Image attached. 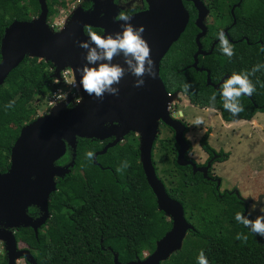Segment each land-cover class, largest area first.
I'll return each instance as SVG.
<instances>
[{"label":"trees","instance_id":"trees-1","mask_svg":"<svg viewBox=\"0 0 264 264\" xmlns=\"http://www.w3.org/2000/svg\"><path fill=\"white\" fill-rule=\"evenodd\" d=\"M46 2L49 16L56 12V5L65 6L63 0ZM232 2H238L234 7L236 20L228 29L235 54L231 58L225 56L218 41L209 55L198 56V67L209 70L213 83L224 74L250 71L256 64H264V0H216L211 9L224 18ZM185 8L189 13L185 30L160 61L159 76L166 90L184 94L194 106L219 110L226 122L250 120L264 112V69L250 76L256 91L251 97L240 98L244 111L233 116L223 108L219 87L206 85V72L191 67L198 29L193 22V6L185 2ZM25 9L19 0H0V43L4 30L15 18L28 19ZM33 11L38 12V4L33 5ZM217 32L218 27L209 26L200 40L203 50L210 48ZM52 72L50 62L25 57L0 85V173L10 165L11 148L21 127L37 117V108L31 104L33 97L42 101L52 92ZM185 82L192 85L187 92L183 90ZM214 93L213 106L210 97ZM13 100L14 106L6 110L5 105ZM130 135L98 154L96 163L86 157V152L101 150L105 140L77 138L76 148L68 147L57 160L61 166L73 162L68 173L55 178L56 190L48 201L49 217L36 234L24 227L15 235L17 241L28 245L36 264H114L115 253L124 264L142 259L144 252L151 253L156 241L170 229L171 221L158 209L139 162L138 140ZM207 138L205 132L199 144L212 154L215 150ZM176 148L173 134L163 139L156 137V154L163 164L159 168L156 160V174L168 195L182 203L193 229L187 232L181 249L160 264H197L201 250L209 264H264V240L235 219L237 212L248 215L244 200L234 193L219 195L214 184L200 173L192 174L189 166H179L175 161ZM227 156L219 154L218 160L224 161ZM124 161L129 166L117 173ZM28 213L39 214L36 207H30ZM238 233L246 235L247 241L238 240ZM1 260L6 264L2 256Z\"/></svg>","mask_w":264,"mask_h":264},{"label":"water","instance_id":"water-1","mask_svg":"<svg viewBox=\"0 0 264 264\" xmlns=\"http://www.w3.org/2000/svg\"><path fill=\"white\" fill-rule=\"evenodd\" d=\"M96 4L100 0H94ZM110 2L111 0H105ZM147 10L133 13V26L143 24V36L151 48V56L155 63L157 76L155 79L145 76V85L133 87L135 77L126 73L121 80L119 95L105 94L104 99L97 100L89 96L80 86V73L76 69L82 66L84 49L77 41L88 40L83 31L84 25L103 29L101 35L121 30L122 21H110V15L99 18V9L84 12L80 7L73 10L65 26L54 30L47 22L48 7L45 0H38L40 12L29 21H13L4 31L0 43V85L11 70L16 68L25 57H35L50 62L53 68L52 78L60 80V72L70 68L79 85L81 98L73 102L70 97L52 106L47 114L36 117L21 127L10 154V165L0 173V241L4 243L6 264H16L17 259L24 258L28 264H36V259L27 248H19L12 228L24 225L31 227L35 234L47 218L50 194L56 190V176L69 172V166L58 165L67 151L74 150L77 138L104 140L113 137L101 150L94 153L103 154L108 148L121 142L130 132L139 135V162L147 184L152 190L159 210L171 221L170 229L156 241L155 249L142 259L124 264H160L173 252L181 249L183 240L193 226L186 220L183 205L170 197L164 183L157 176L152 160V150L158 134L159 123L162 122L174 131L178 145L177 164L190 165L193 172H202L206 176L209 163L205 167H197L185 158L189 147L184 133L186 126L178 118L182 111L170 113L169 103L178 99V91L169 93L159 76L160 61L170 46L180 37L189 21V13L184 1L193 3L197 10L195 25L199 32L195 35L197 50L193 54L191 67L206 72V85L215 89L229 75L213 83L207 68L198 67V56L209 55L217 39L206 51L202 49L200 39L208 31L204 23L208 9L200 0H145ZM240 2V1H239ZM228 37L227 29L223 30ZM113 63L123 64L122 56L114 57ZM70 105V107H68ZM218 183V182H217ZM250 199L244 200L246 204ZM37 206L41 216L33 219L27 214V207ZM9 228H4L2 226ZM114 264H122L114 254Z\"/></svg>","mask_w":264,"mask_h":264},{"label":"clouds","instance_id":"clouds-1","mask_svg":"<svg viewBox=\"0 0 264 264\" xmlns=\"http://www.w3.org/2000/svg\"><path fill=\"white\" fill-rule=\"evenodd\" d=\"M123 4H128L135 8L139 0H122ZM102 15V13H101ZM114 21H122L120 25L121 30L114 33L101 35L94 31L93 26L84 25L83 31L88 37V40H80L76 43L81 49L86 50L84 60L86 61L82 66L76 69L80 73L79 84L83 90L89 95L95 97L97 100H103L105 94L118 96L121 80L126 73H130L135 77L133 87L140 88L145 85V76L155 79L157 76L155 63L151 56V48L145 40L143 33L145 27L143 24L133 26L130 22L132 15L126 11H120L114 16ZM217 37L219 40L220 51L227 57L231 58L234 52V46L230 43L227 35L223 30L218 31ZM264 51V48H262ZM122 56L123 64L113 63L114 57ZM264 69V64H256L250 71L233 72L219 85V94L222 97L223 108L230 112L233 116H238L244 111L243 105L240 103L242 96L251 97L256 91L255 85L252 83L250 76L255 75L256 72ZM54 83L59 84V80H54ZM68 83L76 86V81L71 80ZM191 83L185 82L183 90L187 92L191 89ZM59 100H66L67 94L57 97ZM216 95L215 93L210 97V103L214 106ZM15 101H10L5 105V109L12 108ZM70 107V105H68ZM203 123L201 117H196L193 121L194 126H200ZM86 157L91 160L94 157L92 151L86 152ZM129 166L127 161H124L121 167L117 168V173L122 172ZM256 208H264V200L255 201V208L249 209L248 215L237 212L235 219L249 228L252 233L264 237V215H257L254 219L249 217L252 211ZM238 240L247 241V236L244 234H237ZM197 264H209L207 257L203 250L199 252L197 257Z\"/></svg>","mask_w":264,"mask_h":264},{"label":"rangeland","instance_id":"rangeland-1","mask_svg":"<svg viewBox=\"0 0 264 264\" xmlns=\"http://www.w3.org/2000/svg\"><path fill=\"white\" fill-rule=\"evenodd\" d=\"M67 2V6L61 9L58 14L49 16L50 23H52V19L56 23V21L64 18L74 3L72 0H67ZM24 6L28 14L31 11L33 12L31 2H25ZM14 7V11H16V6ZM31 104L37 108V117L46 114L48 111L45 101H40L35 96ZM169 105L171 106L170 111L173 109L183 112L185 122L188 125L186 136L193 147L191 153L196 158L202 156L200 158L202 159L205 156L199 144L200 136L205 132L208 134L207 141L214 150L222 148L228 154L226 160L220 163L216 162L212 167L214 173L220 176L222 180L221 189L224 187L230 189L235 185L234 191L238 192L240 198L243 200L250 199L245 204L247 212L249 209L255 208V201L264 200V112H258L252 118L253 122L234 121L228 123L221 118L219 110L194 106L180 92L178 93V99L171 101ZM196 117H201L203 120V123L198 127L193 125ZM169 136H171V131L168 128L160 127L158 129L157 137L159 139ZM156 160L158 167L162 168L163 164L160 163L157 154ZM257 215H264V208H256L255 211H252L251 218L254 219ZM165 217L169 219L166 215ZM261 239L264 240V237H261ZM19 245L22 247L24 243L19 242ZM4 254V246L0 241V256L3 259ZM145 255H147L146 252H144ZM0 264H3L2 260ZM16 264H25V262L22 258H19Z\"/></svg>","mask_w":264,"mask_h":264},{"label":"flooded vegetation","instance_id":"flooded-vegetation-1","mask_svg":"<svg viewBox=\"0 0 264 264\" xmlns=\"http://www.w3.org/2000/svg\"><path fill=\"white\" fill-rule=\"evenodd\" d=\"M20 1V4L21 5H25V2H31L32 4V8H33V5L36 3L38 4V12L35 14V12L33 13L32 11L28 14V19H23V20H19V21H29V20H32L34 19L35 17H37L39 15V12H40V6H39V3H38V0H19ZM46 1V0H45ZM65 2V6H59V7H54V9H56V12L54 13L55 15L58 14V12L61 10V9H64L66 6H67V0H63ZM74 1V3L71 5L70 9L67 11L66 15L64 16V18H61V20L59 21H56L58 22V24H55L53 22V19H52V23L49 22V9H48V16H47V22L50 24V26H52V28L54 30H60L62 29L65 24L67 23L68 19L70 18V16L72 15V12L74 9H76L77 7H80L84 12H90L92 10L95 9V7H97V9H99V18H101L104 14H111L110 15V21H113L114 19V16H116L118 14V12L120 11H126L128 12L130 15L133 14V13H137V12H140V11H144V10H147L148 8V5H147V2L145 0H139V3L137 4V6L135 8H132L130 7L128 4H123L122 3V0H111L110 2H107L105 0H100V3L99 4H96V2L94 0H72ZM205 6L206 8L208 9V13L205 17V20H204V23L205 25L207 26V28H209V26L211 25H214L216 27H218V31L220 30H224V29H227V34H228V29L231 27V25L234 24L236 18H235V14H234V7H236L237 3L238 2H232L229 4V11H228V15L224 18L222 17H219L218 15H216L213 11H212V6L214 5V2L216 0H200ZM185 2H187V4H190L191 6H193L194 10H195V17L193 19V22L195 24V19L197 17V10L196 8L194 7L193 3L190 2V1H184V6H185ZM47 3V2H46ZM20 8H22L21 6H19ZM48 7V5H47ZM33 10V9H32ZM102 13V15H101ZM53 15V14H52ZM51 15V16H52ZM15 20H18V19H14L13 21ZM12 21V22H13ZM51 21V20H50ZM11 22V23H12ZM10 23V24H11ZM196 26V25H195ZM93 29H95V31L99 34H101L103 32V29L102 28H99V27H93ZM198 29V28H197ZM5 31V30H4ZM198 32H199V29H198ZM208 32V31H207ZM218 33V32H217ZM207 34V33H206ZM203 38V37H202ZM201 38V39H202ZM229 40H231L229 38V35L227 37ZM200 39V40H201ZM217 39V35L215 37V39H213L211 41V44ZM210 44V45H211ZM207 51V50H206ZM41 60V59H40ZM5 81V80H4ZM169 108H171V106L169 105ZM208 108V107H207ZM50 109H48L47 113L49 112ZM173 112H177V110H171L170 113H173ZM46 113V114H47ZM178 120H180L183 124H185L186 126V129H185V133H184V138L186 139L187 143L189 144V147L185 153V158L187 160H191L197 167H205L207 166V164L209 163V166L207 168V171H206V176L203 175L202 172H195V173H200L201 176L214 184L215 186V189L219 191V195L223 192H229V193H234L236 196H239L238 195V192L234 191V188H235V185H233L230 189H227V188H223L221 189V178L220 176L216 175L212 169L213 165L216 163V162H223V161H220L218 160V156L219 154L221 153H226V151L224 152V150H222V148L218 149V150H215L214 153L212 154H208L207 152H205L202 147L200 146V149L202 150V152H204L205 156H203L202 159H200L201 157H198L196 158L192 153L191 151L193 150V147H192V144L190 143V140L187 138L186 136V133L188 132V125L187 123L185 122V119H184V116H183V112H182V115L178 118ZM160 127H168L166 126L165 124H163L162 122L159 123V128ZM169 130L171 131V134H173V137H174V131L168 127ZM132 134V137L133 138H137L138 140V144H139V135L137 133H134V132H130ZM130 133L126 134L124 136V138L122 139V141H124L127 136L128 137H131ZM204 133V132H203ZM130 135V136H129ZM203 135V134H202ZM201 137V136H200ZM106 142L105 143H108V142H111L113 140V137H110V138H107V139H104ZM104 140H99V141H104ZM174 142L177 146L176 148V155H175V161L177 163V150H178V145L175 141V137H174ZM222 154V155H223ZM152 160H153V164H154V167H155V171H156V138H155V141H154V145H153V150H152ZM57 162V161H56ZM180 166V165H179ZM185 166H189L190 167V172L192 174H195L193 172V169H192V166L190 165H185ZM188 172V170H187ZM218 182V183H217ZM187 187H191V184L187 185ZM240 197V196H239ZM175 199V198H174ZM177 200V199H176ZM179 201V200H178ZM180 202V201H179ZM181 203V202H180ZM182 204V203H181ZM30 207H36L39 214L36 215V216H31L29 213H28V209ZM27 214L32 217L33 219H37L41 216L42 212L40 211V209L37 207V206H29L27 207ZM45 224V223H44ZM2 226V225H1ZM42 226V225H41ZM41 226L39 228H41ZM4 228H9V227H6V226H2ZM26 228L27 226H24V225H20L18 227H15V228H12L11 230L15 233L18 232L17 230L20 229V228ZM31 228V227H29ZM38 228V229H39ZM32 229V228H31ZM33 230V229H32ZM16 237V236H15ZM19 242H22L21 240H18V245H19ZM1 243L3 244L4 246V243L1 241ZM24 243V242H23ZM19 248H28V245L26 243H24V246H20L19 245ZM4 250H5V247H4ZM4 258L6 259V251H5V254H4ZM25 262V264H28L26 262V260L24 258H22Z\"/></svg>","mask_w":264,"mask_h":264},{"label":"built area","instance_id":"built-area-1","mask_svg":"<svg viewBox=\"0 0 264 264\" xmlns=\"http://www.w3.org/2000/svg\"><path fill=\"white\" fill-rule=\"evenodd\" d=\"M55 24H58V22H56ZM60 76L61 78L59 80V84L54 83V80L58 79L53 78V82L51 83V86H53V90L50 94L46 95V97L43 98V101H45L48 109H50L58 102L62 101L57 99V97L60 95L67 94V98L70 97L73 102H77L81 98V92L78 83L76 82L75 87H72L68 83V81L75 80L72 70L70 68H65L60 72Z\"/></svg>","mask_w":264,"mask_h":264},{"label":"crops","instance_id":"crops-1","mask_svg":"<svg viewBox=\"0 0 264 264\" xmlns=\"http://www.w3.org/2000/svg\"><path fill=\"white\" fill-rule=\"evenodd\" d=\"M237 121H244V122H253V120L251 119V120H243V119H241V120H237ZM225 122V121H224ZM232 122H234V121H232ZM232 122H228V123H232Z\"/></svg>","mask_w":264,"mask_h":264}]
</instances>
